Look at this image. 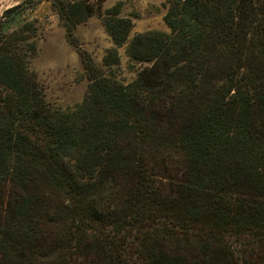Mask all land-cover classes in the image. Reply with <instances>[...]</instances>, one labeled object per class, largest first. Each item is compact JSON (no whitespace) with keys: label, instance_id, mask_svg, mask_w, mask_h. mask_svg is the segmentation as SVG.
Listing matches in <instances>:
<instances>
[{"label":"trees","instance_id":"1","mask_svg":"<svg viewBox=\"0 0 264 264\" xmlns=\"http://www.w3.org/2000/svg\"><path fill=\"white\" fill-rule=\"evenodd\" d=\"M33 1L0 20V264H264V0H166L168 31L131 41L106 23L73 105L35 67Z\"/></svg>","mask_w":264,"mask_h":264},{"label":"rangeland","instance_id":"2","mask_svg":"<svg viewBox=\"0 0 264 264\" xmlns=\"http://www.w3.org/2000/svg\"><path fill=\"white\" fill-rule=\"evenodd\" d=\"M165 2L166 0H34L29 3L22 9L21 22L33 23L40 30L38 42L41 50L35 67L48 96L66 105L80 102L88 86L81 57L87 63L92 60L99 62L114 47L106 23L120 27L121 31L128 27L129 41L148 31L166 32ZM126 48L127 44L121 48L123 62L127 61ZM115 61L116 57L113 56L111 62ZM115 70L118 74L125 75L121 67ZM157 170L164 173L161 165L157 166ZM135 182L136 177H131L124 184L130 188ZM160 182L162 188L169 192V181L164 179ZM243 243L244 239L230 240L236 251L243 249ZM251 251L259 252L257 248H248L245 255L249 257Z\"/></svg>","mask_w":264,"mask_h":264},{"label":"crops","instance_id":"3","mask_svg":"<svg viewBox=\"0 0 264 264\" xmlns=\"http://www.w3.org/2000/svg\"><path fill=\"white\" fill-rule=\"evenodd\" d=\"M24 1L25 0H0V20L6 10L19 5Z\"/></svg>","mask_w":264,"mask_h":264}]
</instances>
